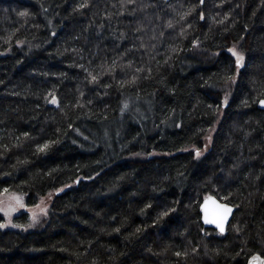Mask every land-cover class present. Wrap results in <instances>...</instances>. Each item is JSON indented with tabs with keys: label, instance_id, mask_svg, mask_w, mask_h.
<instances>
[{
	"label": "trees",
	"instance_id": "obj_1",
	"mask_svg": "<svg viewBox=\"0 0 264 264\" xmlns=\"http://www.w3.org/2000/svg\"><path fill=\"white\" fill-rule=\"evenodd\" d=\"M261 98L264 0H0V193L52 194L0 264L264 256Z\"/></svg>",
	"mask_w": 264,
	"mask_h": 264
},
{
	"label": "rangeland",
	"instance_id": "obj_2",
	"mask_svg": "<svg viewBox=\"0 0 264 264\" xmlns=\"http://www.w3.org/2000/svg\"><path fill=\"white\" fill-rule=\"evenodd\" d=\"M236 53L239 54L238 52ZM209 143L210 136H207L204 140V148L200 151L201 153L207 150ZM51 197L52 194L40 198L38 202L29 203L26 195L7 191L0 193V214L2 216L0 224L5 225V227H0V229L12 228L25 230L27 226L31 227L33 221L47 214ZM23 215L29 217L27 226L26 223H20Z\"/></svg>",
	"mask_w": 264,
	"mask_h": 264
},
{
	"label": "water",
	"instance_id": "obj_3",
	"mask_svg": "<svg viewBox=\"0 0 264 264\" xmlns=\"http://www.w3.org/2000/svg\"><path fill=\"white\" fill-rule=\"evenodd\" d=\"M261 101H264V98H261V99L258 100L257 107L260 108V109H264V104H261L260 103ZM206 201H207V205H206ZM213 201H215L216 204L226 205L228 208L232 209V211L230 213H228L227 219L224 221V232H225L226 228H227V224L229 223V221H230V219H231V217H232V215L234 213L235 207L233 205H231V204H228V203L224 202V201H220L219 199H217L213 195H208V196L204 197L201 200V202L199 204V207H198V210H199V213H200V221L205 227L213 228V229L221 232L219 227H217V225L215 223H206L205 222V207L206 206L208 207V209H209V219H211L212 218L211 210L214 208ZM253 257H258V259L254 260ZM245 264H264V256H261V255H259L257 253H254L250 257H248V259H247Z\"/></svg>",
	"mask_w": 264,
	"mask_h": 264
},
{
	"label": "snow or ice",
	"instance_id": "obj_4",
	"mask_svg": "<svg viewBox=\"0 0 264 264\" xmlns=\"http://www.w3.org/2000/svg\"><path fill=\"white\" fill-rule=\"evenodd\" d=\"M200 2L203 3V0H200ZM21 15H24V13H21ZM233 55L236 56V63L239 66L244 59L243 56L237 54L235 51H233ZM93 79H95V77H93ZM52 102L56 103L55 98H53ZM260 103L264 104V101H261ZM44 147L46 148L47 145H45ZM197 155H199V153H197ZM213 204H214V208L211 210V216H212L211 219H209V209L207 206L205 207V222L215 223L217 227H219L220 231L223 233L224 221L227 219V215L232 211V209L228 208L226 205L216 204L215 201H213ZM206 205H207V201H206ZM0 227H5V225L0 224ZM253 259L254 260L258 259V257H253Z\"/></svg>",
	"mask_w": 264,
	"mask_h": 264
}]
</instances>
